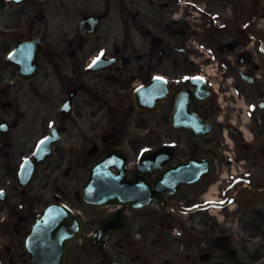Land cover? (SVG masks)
<instances>
[{
  "label": "flooded vegetation",
  "instance_id": "obj_1",
  "mask_svg": "<svg viewBox=\"0 0 264 264\" xmlns=\"http://www.w3.org/2000/svg\"><path fill=\"white\" fill-rule=\"evenodd\" d=\"M169 145L165 167L196 159L181 174L201 179L122 206L98 264H205L214 249L264 264V0H0V234L14 235L1 264H22L42 201L81 187L106 151L139 172Z\"/></svg>",
  "mask_w": 264,
  "mask_h": 264
},
{
  "label": "water",
  "instance_id": "obj_2",
  "mask_svg": "<svg viewBox=\"0 0 264 264\" xmlns=\"http://www.w3.org/2000/svg\"><path fill=\"white\" fill-rule=\"evenodd\" d=\"M178 167L164 171L154 182H148V189L152 191V196L148 199L147 205L162 200L164 191H171L177 188V184L168 182L169 177L177 172ZM137 183L125 170L119 175L112 172L107 159L99 160L91 170V180L84 187V196L90 203L104 205L109 203L127 202L132 199L141 201L143 198L135 196ZM137 206H142L140 203ZM121 216H112L102 225L95 234L97 239L104 232H110L116 223H119ZM82 220L67 206L61 203H53L47 206L45 213L39 218L32 234L28 235V240L38 238L41 234L45 238L43 243L52 251L47 256L36 255L32 258L34 264H63L68 251L69 243L82 231ZM32 251V249H30ZM212 264H226L222 261H214ZM233 264H246L243 262Z\"/></svg>",
  "mask_w": 264,
  "mask_h": 264
},
{
  "label": "rangeland",
  "instance_id": "obj_3",
  "mask_svg": "<svg viewBox=\"0 0 264 264\" xmlns=\"http://www.w3.org/2000/svg\"><path fill=\"white\" fill-rule=\"evenodd\" d=\"M67 201L72 204L73 206H75V208H77L78 210H80L82 212V214L85 217H92V216H97L99 214H103V213H107L108 208L105 207H93L90 206L88 204H86L85 202L79 200L78 198L72 196L67 198ZM47 201H42L41 204L46 203ZM156 223V224H155ZM155 223L152 221V226L153 228H158L160 227V222L159 221H155ZM93 224V223H92ZM92 224H87L86 225V229L84 232V236H89L90 234H92L95 231V226ZM234 235V234H233ZM239 235V233H238ZM235 236V235H234ZM232 249H235L236 251H238V254L240 255V246L239 244L235 243L232 244L231 246ZM71 252H70V256H69V262L68 264H96L98 263V259H99V251H98V247L91 244L89 245V247L87 248H83L81 247V240L75 242L72 245L71 248ZM22 251V249H20ZM214 253H216V255L219 253V251H217V249L213 250ZM9 261L7 264H14L10 258L11 255L9 254ZM22 264H30L26 254L22 256V258H20Z\"/></svg>",
  "mask_w": 264,
  "mask_h": 264
},
{
  "label": "snow or ice",
  "instance_id": "obj_4",
  "mask_svg": "<svg viewBox=\"0 0 264 264\" xmlns=\"http://www.w3.org/2000/svg\"><path fill=\"white\" fill-rule=\"evenodd\" d=\"M93 63H95V61Z\"/></svg>",
  "mask_w": 264,
  "mask_h": 264
}]
</instances>
